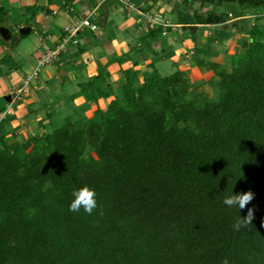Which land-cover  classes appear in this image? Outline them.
<instances>
[{"label": "trees", "instance_id": "16d2710c", "mask_svg": "<svg viewBox=\"0 0 264 264\" xmlns=\"http://www.w3.org/2000/svg\"><path fill=\"white\" fill-rule=\"evenodd\" d=\"M198 1L209 11L230 5L217 12L220 24L234 4L264 16V0ZM5 13L0 5V26ZM184 15L191 33L209 20ZM248 31L229 70L206 62L215 97L194 90L177 101L193 90L179 69L160 76L152 64L139 83L137 70L125 69L117 91L98 85L101 70L78 92L114 94L105 108L85 117L71 106L83 115L50 120L28 136L26 152L0 135V264H264V29L252 22ZM204 52L195 49L197 65ZM83 186L96 192L91 215L69 211ZM249 190L244 209L223 203ZM249 208L252 224L234 230Z\"/></svg>", "mask_w": 264, "mask_h": 264}, {"label": "crops", "instance_id": "0c3cea01", "mask_svg": "<svg viewBox=\"0 0 264 264\" xmlns=\"http://www.w3.org/2000/svg\"><path fill=\"white\" fill-rule=\"evenodd\" d=\"M6 1L11 7L12 0ZM13 1L15 4L19 2L18 5L29 10L32 9L31 6H38L37 20L40 22L41 32V35L29 45L20 44L19 47L13 49L10 52L14 57L12 59L10 57L8 60L5 59L6 46L0 43V110L2 108L9 110L8 115L0 119V135L6 142L20 143L22 152H26L31 146L28 140L29 135L47 130L50 120L56 121L60 110L67 108L71 110L69 108L73 104L66 103L68 96L75 98L83 95L78 92L81 81L92 79L102 70L106 74L105 81L99 80L98 82H107L113 91H117L124 81L122 71L128 68L137 70L136 78L141 81L143 74L152 71L153 66L160 76L168 75L176 69L183 72L189 69V74L200 72L204 68L210 69L207 65L200 66L203 67L200 68L194 64L195 49L203 48L207 50V53H202L203 55H213L215 45L220 44L218 46L222 47V44L234 33L232 28L229 29L231 25L222 26L223 24H220L215 27L219 30H213L212 25L219 23L215 20L218 13L209 11L198 0L188 4L183 0H139V3H136V13L139 10L159 14L166 24L151 27V29H148V24L144 26L145 22L147 23L144 14L138 13L136 18H132V13L126 14L123 11L121 0H74L72 7L59 8L54 5L50 10L44 9L50 0ZM106 1H108L107 5ZM59 3L62 5L63 0H59ZM90 11L95 17L93 22L98 25V30L96 32H90L88 29L80 31L75 36L76 43L69 42L60 48L61 39L67 35L65 28L74 19H79ZM194 11L209 20L199 25L195 33H191L183 29L179 22L185 16L184 14H192ZM212 13L215 17L213 20L211 19ZM248 13L249 11L239 14ZM8 17L6 15V21ZM241 17L237 19L239 21L238 30L247 33L253 19L244 21L248 18ZM177 18L178 21L172 20ZM231 23L234 24L233 21ZM18 27L19 31L25 27H29V32L31 31L30 26ZM224 29H229V31L225 34ZM6 30V35L0 34L2 37L8 35L7 27ZM155 35L161 36L162 41H159ZM16 40H19L18 37ZM55 49H59L57 57L37 67L40 59L47 52ZM26 59L32 61L33 65H26L23 62L24 65L18 66L16 61H27ZM185 61H187L188 69L180 67V64ZM160 64L164 74L159 72L158 65ZM36 67L37 74L33 75L32 72ZM101 99L105 97L100 95L96 100L85 97L81 103L74 102L76 106L85 104L84 106H88L87 109L94 110L96 104L105 108L101 105ZM53 110L55 114L51 115V118L47 117L46 112Z\"/></svg>", "mask_w": 264, "mask_h": 264}, {"label": "rangeland", "instance_id": "374dc122", "mask_svg": "<svg viewBox=\"0 0 264 264\" xmlns=\"http://www.w3.org/2000/svg\"><path fill=\"white\" fill-rule=\"evenodd\" d=\"M62 1V0H61ZM111 1V0H110ZM122 2H125L126 4L128 5H131L132 6V9H125L123 3V11L126 13V14H131L132 13V18H136L138 16V13H136V5L139 3V0H133L132 2L130 0H121ZM74 1H72L70 4L67 3V6L68 5H72ZM108 1H106V5L108 4L107 3ZM12 3V6L10 7L7 3L6 0H0V5L3 6V8L5 9L6 13L4 14L3 16V19H2V25L0 27H3L6 29H8V35L7 36H1L0 35V43L5 45L6 46V49H4V55H6V60H8V58L10 57L11 59L14 58L12 56V54H10V52L13 51V49H16L17 47L20 46V44L26 46V45H29L30 42H33L35 41V39H37L38 36L41 35V32H40V28H39V24L40 22L37 20V13H38V10H37V7L38 6H31L32 9L29 10L27 9L26 7L24 6H21V5H18L20 4L19 2L18 3H14V1L12 0L11 1ZM59 3V0H50V3L47 5H45L44 9L46 10H50L52 8V6H58L59 8H63V5H61ZM135 3V4H133ZM137 3V4H136ZM224 7L223 8H218L214 11H212L213 13H221L223 12L224 10H226L230 5L227 4V5H223ZM206 9V8H205ZM208 9V8H207ZM209 10V9H208ZM231 11H233L235 14H232V15H237L238 16L234 17V19H231V20H227V22H225L223 25L226 26V25H231L229 27L232 28V30L234 31V33L232 34L233 36H230L228 37V40H226L223 44H222V47L221 46H218L220 44H216L215 45V54L213 55H203L202 53L198 54V56L202 57L201 59L204 61V65H197L196 63H194L195 65H197L198 67L200 66H205L207 65L208 67H210L209 64H206V62L208 63L209 61H211L212 63H218L220 65V67H226L228 70L232 67V65L234 64V61L237 59L238 57V54H242L243 53V50H244V47L246 46V43H247V40L249 38V32L247 33H243V32H240L238 29H239V21L237 19H239L241 16H245V18H248V19H245L244 21H250L249 19H253L252 22L256 23L259 21V25L261 24L263 27H264V16L261 15L260 12H262L261 10H259V8H252L250 9V7L248 8H241L239 6H237L236 4H234L231 8H230ZM207 11V10H206ZM246 11H249L248 14H245V15H242V14H239L241 12H246ZM123 12V13H124ZM225 12V11H224ZM149 12H146V11H143V13L141 14H144L145 17H146V20H147V23L145 22V27H146V24L149 25V28L148 29H151V25L149 23V17H153L154 15H156V17H158L159 14H151V12L148 14ZM212 13V16H211V19H215L214 15ZM6 15H8V19L6 21L5 17ZM249 15V16H248ZM259 15V17L257 16ZM160 16V15H159ZM241 17V18H242ZM258 17V19H257ZM122 18V17H121ZM159 19H161V17H158ZM92 21L93 19L95 20V17L92 16ZM152 19V18H151ZM12 23H10V21ZM173 21H178V18L177 19H172ZM233 21V23L231 22ZM9 22V23H8ZM14 22V23H13ZM152 22V21H151ZM241 22V21H240ZM30 26L31 27V31L25 35H23L18 41L16 40L17 37L19 36L18 32H19V27L18 26ZM220 26V23H218L217 25L216 24H213L212 26L214 27L213 30H216L219 28H215L217 26ZM6 26V27H5ZM98 26V25H97ZM229 29H224L225 31V34L229 31ZM98 30V27L94 28L91 32L93 31H97ZM86 31V30H85ZM13 36V37H11ZM155 37L158 38L159 41H162V37L159 36V35H155ZM136 44V43H135ZM212 49V47H211ZM191 59V58H190ZM193 59H194V55H193ZM27 60V59H26ZM18 66H21L23 64V62L26 63V65H33L32 61H29V59L27 61H16ZM185 64V65H184ZM187 61H185V63H181L180 64V67L182 69H188L187 66ZM24 65V64H23ZM200 68H203V67H200ZM158 69H159V72L161 74H164L163 72V67L161 69V64L158 65ZM189 69L184 72L185 73V78H186V81L188 82L189 86L191 89L190 92H189V95H186L184 97H180L177 101H180V100H186V99H189L191 96H193L194 93H196L195 91H203V92H206L208 94V96L210 97H215L217 94V90L215 89L214 87V84L213 83H210V79L212 77H215L214 74H213V70L210 68H204V69H201L200 72L197 71L195 73H190ZM33 74V72H32ZM37 74V73H36ZM36 74H33V75H36ZM28 79V78H27ZM215 79V78H214ZM138 83L141 82V79L137 80ZM101 82V81H100ZM98 82V85H100V87H105V83H100ZM28 83V82H27ZM195 90V91H194ZM86 96L83 94V95H80V96H77L75 98H72L70 100V104L72 103V111H73V106L76 107L78 110H85V112H83V114L85 115V117H89L91 116V113L90 112L91 110H93L92 108L90 109H87L88 106H84L85 104H82L80 106H76L75 102L76 103H81L84 98ZM114 97V94L113 95H109L108 98H105V99H101V105L103 107H105L110 101V99H112ZM75 101V102H74ZM97 106H100L99 104H96V107ZM94 107V105L92 106ZM67 108V107H66ZM68 109V108H67ZM67 109H64L63 110V115H59L58 118L56 119V122L57 123H61L63 121V118L66 116V114L69 116L68 118L71 117V119L75 120L77 119V117L80 115H83V114H80V112L78 113L79 115H75V114H70L69 110L67 111ZM87 110V111H86ZM77 111V110H76ZM48 159H52L51 156H49Z\"/></svg>", "mask_w": 264, "mask_h": 264}, {"label": "clouds", "instance_id": "9594fccd", "mask_svg": "<svg viewBox=\"0 0 264 264\" xmlns=\"http://www.w3.org/2000/svg\"><path fill=\"white\" fill-rule=\"evenodd\" d=\"M74 199L69 205V211L78 213L81 209L89 215L93 213L94 210L98 208V203L96 199V192L88 186H83L76 189L72 193ZM254 198V193L249 190L247 192L233 194L231 196H226L223 203L228 207H238L239 210L244 209ZM103 215V212H100ZM254 219V209L249 208L246 217H241L233 225L234 230H239L241 227H246L248 224H252ZM222 264H228L227 259L222 261Z\"/></svg>", "mask_w": 264, "mask_h": 264}, {"label": "built area", "instance_id": "2783aa9c", "mask_svg": "<svg viewBox=\"0 0 264 264\" xmlns=\"http://www.w3.org/2000/svg\"><path fill=\"white\" fill-rule=\"evenodd\" d=\"M123 5L125 7V9H132L131 5L126 4L125 2H123ZM138 13H143L142 11L137 10ZM92 11H90L89 13H87L85 16L80 17L79 19H74L71 24L69 26H67L65 28V31L67 32V35L61 39L60 42V48H63L67 43L69 42H73L76 43L77 39L75 38V36L80 32V31H84L86 28L89 30H93L94 28L97 27V25L91 20L92 18ZM228 16L230 17L228 20L234 19L235 16L232 15V13H228ZM158 17H160L158 15ZM158 17H156V15H154L153 17H149V23L151 25V27H158V26H165L166 24L159 19ZM152 18V19H151ZM152 21V22H151ZM153 24H156V26H153ZM58 47V48H59ZM58 50L59 49H55L53 51L47 52L46 55H44L40 61L38 62L37 67H39V65L57 57L58 54ZM36 69L33 71V74H36L38 69ZM9 113L8 109H5L3 111H0V119H2L6 114Z\"/></svg>", "mask_w": 264, "mask_h": 264}, {"label": "water", "instance_id": "95a60500", "mask_svg": "<svg viewBox=\"0 0 264 264\" xmlns=\"http://www.w3.org/2000/svg\"><path fill=\"white\" fill-rule=\"evenodd\" d=\"M21 34H27L29 32V27H25V28H21L19 31ZM0 33L2 35H6L7 34V30L3 27H0Z\"/></svg>", "mask_w": 264, "mask_h": 264}]
</instances>
